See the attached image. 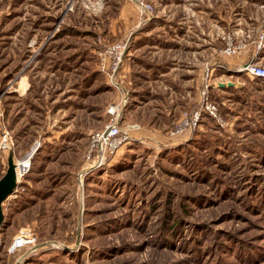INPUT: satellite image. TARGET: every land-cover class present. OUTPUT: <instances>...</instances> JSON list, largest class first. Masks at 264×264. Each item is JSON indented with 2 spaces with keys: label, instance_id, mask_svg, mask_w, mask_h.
I'll return each mask as SVG.
<instances>
[{
  "label": "rangeland",
  "instance_id": "rangeland-1",
  "mask_svg": "<svg viewBox=\"0 0 264 264\" xmlns=\"http://www.w3.org/2000/svg\"><path fill=\"white\" fill-rule=\"evenodd\" d=\"M142 1L0 0V264H264V0Z\"/></svg>",
  "mask_w": 264,
  "mask_h": 264
},
{
  "label": "built area",
  "instance_id": "built-area-1",
  "mask_svg": "<svg viewBox=\"0 0 264 264\" xmlns=\"http://www.w3.org/2000/svg\"><path fill=\"white\" fill-rule=\"evenodd\" d=\"M137 2L142 11L150 12L151 8L149 5L145 4L142 0H133ZM262 42V41H261ZM124 49V48H123ZM123 49H121L120 45H115L110 48L111 54H117V58L115 61L114 72H116L120 66L121 59L123 57ZM247 70L251 75H255L257 77L264 78V65L250 63L243 67ZM212 111H217V107L214 105H210ZM123 129L119 126L117 122H110L103 130L97 131L93 134V146L91 151H95L97 154V159L100 162L104 163L108 158H110L118 148L123 144L127 136L122 134ZM14 143L12 137L9 134H4L0 138V152L9 151L13 152ZM30 154L26 155L22 159H15V173L17 178V183H19L22 178L27 174L30 169V159L32 156ZM35 241L34 234L32 230L28 227H23L16 234L13 243L10 247V252H13L17 249H20L26 245L33 244Z\"/></svg>",
  "mask_w": 264,
  "mask_h": 264
},
{
  "label": "water",
  "instance_id": "water-1",
  "mask_svg": "<svg viewBox=\"0 0 264 264\" xmlns=\"http://www.w3.org/2000/svg\"><path fill=\"white\" fill-rule=\"evenodd\" d=\"M8 169L3 179L0 180V229L5 221V215L2 209V203L4 200L12 194L16 186V173H15V163L12 156L8 160Z\"/></svg>",
  "mask_w": 264,
  "mask_h": 264
},
{
  "label": "crops",
  "instance_id": "crops-1",
  "mask_svg": "<svg viewBox=\"0 0 264 264\" xmlns=\"http://www.w3.org/2000/svg\"><path fill=\"white\" fill-rule=\"evenodd\" d=\"M213 11V12H212ZM212 11H210V13H214V17H216V10L214 9V10H212ZM237 11V10H236ZM240 28V27H239ZM235 29L237 30V26L235 27ZM235 60V59H234ZM234 60L232 61L233 63H234ZM236 64V63H235ZM234 64V65H235Z\"/></svg>",
  "mask_w": 264,
  "mask_h": 264
},
{
  "label": "bare ground",
  "instance_id": "bare-ground-1",
  "mask_svg": "<svg viewBox=\"0 0 264 264\" xmlns=\"http://www.w3.org/2000/svg\"><path fill=\"white\" fill-rule=\"evenodd\" d=\"M16 180H17V178H16ZM17 181H18V180H17ZM17 181H16V182H17Z\"/></svg>",
  "mask_w": 264,
  "mask_h": 264
},
{
  "label": "trees",
  "instance_id": "trees-1",
  "mask_svg": "<svg viewBox=\"0 0 264 264\" xmlns=\"http://www.w3.org/2000/svg\"><path fill=\"white\" fill-rule=\"evenodd\" d=\"M114 159V158H113ZM113 161V160H112Z\"/></svg>",
  "mask_w": 264,
  "mask_h": 264
}]
</instances>
